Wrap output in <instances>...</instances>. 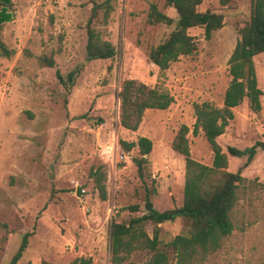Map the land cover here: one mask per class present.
Returning <instances> with one entry per match:
<instances>
[{
	"label": "rangeland",
	"instance_id": "1",
	"mask_svg": "<svg viewBox=\"0 0 264 264\" xmlns=\"http://www.w3.org/2000/svg\"><path fill=\"white\" fill-rule=\"evenodd\" d=\"M10 0L0 39L13 51L0 55V264H9L21 236L33 231L20 262L67 264L89 258V264H111L110 225L127 222L144 211L145 187H153L154 207L164 210L182 203L184 157L172 149L181 124L187 133L190 154L210 165L213 152L202 131L193 132L194 104L209 101L221 106L230 80L227 60L239 29L249 14V0H233L223 7L218 0H204L200 10L224 14L223 26L204 38L203 29L190 28L198 36L197 50L181 55L165 69L148 58L151 46L161 42L174 25L147 23L151 2L175 16L163 0ZM97 16L91 18L92 7ZM2 7H0L1 9ZM88 24L115 47L108 59L86 58ZM52 53L54 67L40 66L37 57ZM260 108L248 99L233 108L234 117L217 137L225 151L256 141L253 159L242 167L243 181L230 211L231 233L220 247L193 264H264V53L253 58ZM66 80L75 71L67 89ZM134 78L166 89L172 101L164 109H146L136 130L119 124L120 85ZM152 141L144 177L138 174L133 147L125 151L120 140ZM115 141V142H114ZM245 156L228 157V171H236ZM104 178L106 197L101 199L96 174ZM80 190L77 193V190ZM138 204L131 212L126 206ZM161 248L174 264V250L167 243L189 230L183 217L159 223ZM151 236L153 224L143 225ZM147 250H136L122 264H146Z\"/></svg>",
	"mask_w": 264,
	"mask_h": 264
},
{
	"label": "trees",
	"instance_id": "2",
	"mask_svg": "<svg viewBox=\"0 0 264 264\" xmlns=\"http://www.w3.org/2000/svg\"><path fill=\"white\" fill-rule=\"evenodd\" d=\"M204 0H163L165 7H171L175 16L167 14L156 2H151L147 12V23L154 25H174L167 36L148 51V58L160 69H165L181 55H191L197 50L198 36L189 32L190 28L200 27L203 36L209 39L213 31L224 23V14L199 6ZM223 7L233 0H218ZM249 14L246 23L239 29V38L227 60L230 80L225 88L221 106L209 101L194 104L195 121L193 132L202 131L210 145L213 157L210 165L202 163L190 154L187 133L189 127L181 124L172 140V149L184 157V184L182 203L179 206L158 210L154 207L151 194L153 187H145L144 211L132 216L127 222L112 221L110 225V262L122 264L128 261L136 250H147L151 256L146 264H169V256L161 248L158 224L174 221L183 217L189 222L186 233L176 234L167 245L174 250V264H193L194 260L203 258L206 254L220 247L223 237L233 229L230 211L237 200V187L243 181L242 167H246L253 159L257 147L256 141L251 146L240 149L228 145L224 151L217 137L224 133L229 121L233 119V108L247 98L251 109L260 108L261 89L257 85L254 56L264 53V0H249ZM10 0H0V26L6 16L5 7ZM92 7L91 18L97 16V8ZM111 10L108 0L104 6V16ZM86 58L108 59L114 56L115 47L112 43L100 37L96 29L88 24L86 41ZM13 51L0 39V55L11 56ZM40 66L54 67L52 53L40 54L37 57ZM59 81L69 89L73 83L75 71L67 74L66 80L56 70ZM117 97L119 103V124L129 130H136L146 109H164L172 101V96L166 89L150 86L134 78L124 79L120 85ZM125 151L136 147L139 156H134L138 174L144 177L146 155L150 152L152 141L146 136H139L136 141L120 140ZM245 156V161L236 171H228V157ZM96 174L97 188L101 199L106 197L102 175ZM131 212L139 209L138 204L126 206ZM153 224L152 235L143 229L145 223ZM33 231L22 234L21 240L9 264H23L19 260L28 244V238ZM88 258H76L67 264H89ZM25 264H29L28 262ZM43 264H61L43 262Z\"/></svg>",
	"mask_w": 264,
	"mask_h": 264
},
{
	"label": "water",
	"instance_id": "3",
	"mask_svg": "<svg viewBox=\"0 0 264 264\" xmlns=\"http://www.w3.org/2000/svg\"><path fill=\"white\" fill-rule=\"evenodd\" d=\"M261 145L264 146V141L261 143ZM79 191H80V190L78 189V190H77V193H79Z\"/></svg>",
	"mask_w": 264,
	"mask_h": 264
},
{
	"label": "built area",
	"instance_id": "4",
	"mask_svg": "<svg viewBox=\"0 0 264 264\" xmlns=\"http://www.w3.org/2000/svg\"><path fill=\"white\" fill-rule=\"evenodd\" d=\"M115 142V141H114Z\"/></svg>",
	"mask_w": 264,
	"mask_h": 264
}]
</instances>
